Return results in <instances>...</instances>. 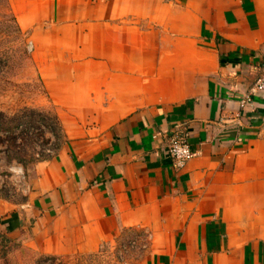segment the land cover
<instances>
[{
	"label": "crops",
	"instance_id": "crops-1",
	"mask_svg": "<svg viewBox=\"0 0 264 264\" xmlns=\"http://www.w3.org/2000/svg\"><path fill=\"white\" fill-rule=\"evenodd\" d=\"M6 1L62 139L23 202L0 200L3 230L43 258L141 234L138 264H264V94L241 104L264 74V0Z\"/></svg>",
	"mask_w": 264,
	"mask_h": 264
},
{
	"label": "rangeland",
	"instance_id": "rangeland-1",
	"mask_svg": "<svg viewBox=\"0 0 264 264\" xmlns=\"http://www.w3.org/2000/svg\"><path fill=\"white\" fill-rule=\"evenodd\" d=\"M61 139L33 61L32 45L18 29L6 1L0 0V162L15 159L25 168L23 186L0 181V200L23 202L33 164L52 156ZM129 236L104 245L95 254L43 258L25 239L10 237L0 224V264H138L150 251V243L145 235Z\"/></svg>",
	"mask_w": 264,
	"mask_h": 264
},
{
	"label": "clouds",
	"instance_id": "clouds-1",
	"mask_svg": "<svg viewBox=\"0 0 264 264\" xmlns=\"http://www.w3.org/2000/svg\"><path fill=\"white\" fill-rule=\"evenodd\" d=\"M3 146H0L2 149ZM175 157L176 166H182L184 160L189 158L191 153L187 145H176L172 152ZM0 167V173H7V176L0 175V181L7 179L10 183L16 186H23L25 182V168L18 160L4 161Z\"/></svg>",
	"mask_w": 264,
	"mask_h": 264
},
{
	"label": "built area",
	"instance_id": "built-area-1",
	"mask_svg": "<svg viewBox=\"0 0 264 264\" xmlns=\"http://www.w3.org/2000/svg\"><path fill=\"white\" fill-rule=\"evenodd\" d=\"M256 94H264V74H262L259 78H257L250 90L243 96V99L241 101L242 107H244L246 104L251 102V98ZM173 136L170 138V143L168 144L165 155L170 160L172 166L175 169H182L186 163L193 157V151L190 147V145L187 142L186 135L180 131L179 128H174ZM157 135H154L153 138L155 139ZM176 145H187L189 148V152L191 153L190 157L184 160V163L182 166H176L175 164V157L173 156L172 152Z\"/></svg>",
	"mask_w": 264,
	"mask_h": 264
},
{
	"label": "trees",
	"instance_id": "trees-1",
	"mask_svg": "<svg viewBox=\"0 0 264 264\" xmlns=\"http://www.w3.org/2000/svg\"><path fill=\"white\" fill-rule=\"evenodd\" d=\"M6 1V0H5ZM6 3H7V1H6ZM7 5H8V3H7Z\"/></svg>",
	"mask_w": 264,
	"mask_h": 264
}]
</instances>
